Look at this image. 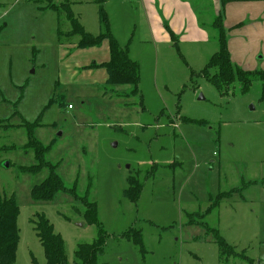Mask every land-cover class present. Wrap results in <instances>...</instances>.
Masks as SVG:
<instances>
[{
  "label": "rangeland",
  "instance_id": "obj_1",
  "mask_svg": "<svg viewBox=\"0 0 264 264\" xmlns=\"http://www.w3.org/2000/svg\"><path fill=\"white\" fill-rule=\"evenodd\" d=\"M183 1L211 32L210 44H151L136 5L124 19L111 17L118 46H128L139 66L133 96L131 86L109 83L98 67L109 61L108 43L61 45L59 17L46 8L67 3L84 31L97 36L104 3L0 0V195L19 207L14 264H46L32 223L41 215L61 236L68 264L77 245L99 238L96 264H264V83L252 81L246 92L238 82L211 85L220 67L203 69L219 51L216 19L206 0ZM227 1L217 25L231 43L232 64L264 71L257 31H264V15L249 11L264 0H240L232 29L224 23ZM116 2L107 3L110 14ZM35 122L44 161L66 189L49 202L30 196L50 174L49 167L26 172L36 161L25 128ZM85 203L96 206L94 225L83 217ZM216 236L226 244L221 258Z\"/></svg>",
  "mask_w": 264,
  "mask_h": 264
},
{
  "label": "trees",
  "instance_id": "obj_2",
  "mask_svg": "<svg viewBox=\"0 0 264 264\" xmlns=\"http://www.w3.org/2000/svg\"><path fill=\"white\" fill-rule=\"evenodd\" d=\"M47 9H53L58 15V38L61 45L64 43L76 46V48L84 50L97 48L103 41L108 43L109 61L108 63L99 65L98 67H104L109 74V83H120L129 85L132 87V95H138L139 84V66L136 62H133L128 57V52L125 48L118 46L115 38L112 36L107 15L101 11L100 19L104 28V33L97 36L87 34L79 22L74 18L69 10L67 3H62L56 7H46ZM61 18V19H60ZM68 26L67 35L63 36L61 29L63 23ZM215 20V19H214ZM221 15L216 18L213 28L217 29L218 36L216 42L219 44V51L215 52L209 58L208 63L203 69V73H210L211 70H218V75H213L215 78L211 81L217 90L221 87H227L230 84L238 82L242 85V92H246L250 87L252 81H260L264 83V71L254 70L247 71L232 64L231 57L227 48L225 34L220 26L217 24L221 22ZM65 27V25H64ZM169 32V31H168ZM171 40L174 41V36L169 32ZM66 38V41L63 40ZM218 77H221V82H218ZM37 126V122L32 123L26 127L27 135V148L34 151V158L36 164L29 168H26V172L37 174L42 169L49 167L50 174L40 184L34 186L31 190L30 196L32 200L39 202L52 201L55 195L59 192H64L66 189L63 186L62 180L56 175L54 166H48L44 161V155L46 149H43L38 141L33 137V129ZM130 186H134V181H129ZM136 190L134 195L131 193V189L127 195L131 201H135ZM222 193L218 194L216 198L222 199ZM220 198V199H219ZM86 212L83 217L87 220L89 225L97 223L96 219V206L94 203H85ZM19 216V207L16 200L13 197H5L0 195V264H14L16 250L19 243V231L17 228V219ZM37 222L34 224V230L36 237L43 249L46 264H68L65 254L64 242L60 235L56 234L52 225L44 218L43 215L36 217ZM135 232V231H134ZM133 233V232H131ZM130 234V233H129ZM136 234V236H134ZM133 240L136 245L141 248L142 240L141 234L135 233ZM102 236V235H101ZM129 236V235H128ZM216 236L219 255L223 254L225 242ZM103 242L99 238L97 242L92 244H79L74 252V260L72 264H96L97 255L102 252ZM32 263L36 264L32 259Z\"/></svg>",
  "mask_w": 264,
  "mask_h": 264
},
{
  "label": "crops",
  "instance_id": "obj_3",
  "mask_svg": "<svg viewBox=\"0 0 264 264\" xmlns=\"http://www.w3.org/2000/svg\"><path fill=\"white\" fill-rule=\"evenodd\" d=\"M97 2L104 3L103 8L106 10L107 19L109 26L111 24V17L120 16L124 19L122 14H126L127 11L136 5L140 8L142 15L144 17L147 37L149 38L151 44L157 45H188L193 47H200L201 45H208L211 41V32L201 24L199 18L194 13L191 4L183 0H117L116 7L114 8L116 13H109L107 8V3L109 0H96ZM208 3L207 9L211 11V17L216 19L221 14V9L223 10V0H206ZM240 0H228L225 6L226 13L224 17V23L226 27L234 28L239 20V10L241 8ZM245 11V10H244ZM250 16L254 18L256 16L264 15V6L253 5L249 7ZM248 13V12H245ZM239 17V18H238ZM238 18V19H237ZM212 20V19H211ZM223 20V19H222ZM111 27V26H110ZM111 34L117 39V36L111 27ZM174 36L175 42L171 40L169 32ZM258 36L264 37L263 29H258ZM256 35V31L254 32ZM216 35L213 36V39ZM117 41V40H116ZM218 47L216 40L214 41ZM230 42H228V50L230 48ZM105 46V44H104ZM240 47H244L242 43L239 44ZM128 52L129 48L123 47ZM216 48V51L217 52ZM244 51V48H242ZM264 53V49L262 50ZM213 53V54H214ZM230 55L231 52L229 51ZM245 53H247L245 51ZM250 53V52H249ZM211 57V56H210ZM209 57V58H210ZM130 59V57H129ZM131 60V59H130ZM132 61V60H131ZM135 62V61H133ZM247 71H251L250 68H242Z\"/></svg>",
  "mask_w": 264,
  "mask_h": 264
},
{
  "label": "water",
  "instance_id": "obj_4",
  "mask_svg": "<svg viewBox=\"0 0 264 264\" xmlns=\"http://www.w3.org/2000/svg\"><path fill=\"white\" fill-rule=\"evenodd\" d=\"M6 166H7V164H6Z\"/></svg>",
  "mask_w": 264,
  "mask_h": 264
}]
</instances>
